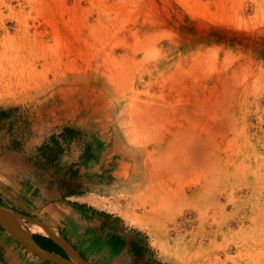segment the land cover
<instances>
[{
  "label": "rangeland",
  "instance_id": "374dc122",
  "mask_svg": "<svg viewBox=\"0 0 264 264\" xmlns=\"http://www.w3.org/2000/svg\"><path fill=\"white\" fill-rule=\"evenodd\" d=\"M148 11L151 22L143 23L142 13ZM149 25L156 28L158 43L137 59L160 68L149 87H137L139 99L160 101L163 95L172 106L188 107L184 111L193 112L189 116L197 128L207 123L211 128L201 133L199 155L180 145L184 138L166 151L171 161L181 158L183 169L165 172L164 181L184 193L164 199L152 212L153 197L140 195L136 187L149 168L157 169L148 151L160 141L149 132L151 121L158 120L131 106V99L114 93L101 78L109 39ZM211 44L218 46L216 63L223 68L195 82L188 57ZM114 45L117 52L125 51ZM134 92L125 90V95ZM175 111L166 109L172 118L168 127L164 124L165 135L172 122H187L184 112ZM198 156L204 162L194 163ZM158 191L152 194L160 197ZM68 194L91 203L94 211H109L125 231L123 245L107 250L104 221L93 229L85 223L73 226L46 218L34 204H42L44 195L64 200ZM0 204L64 231L89 264H175L168 255L178 236L208 241L209 231H233L226 238L218 233L216 243L236 263L257 260L264 253V0H0ZM254 206L263 217H252ZM109 207L128 211L141 225ZM82 231L98 235L91 240ZM245 239L262 244L237 249L235 241ZM31 259L43 258L0 225V264Z\"/></svg>",
  "mask_w": 264,
  "mask_h": 264
},
{
  "label": "bare ground",
  "instance_id": "6f19581e",
  "mask_svg": "<svg viewBox=\"0 0 264 264\" xmlns=\"http://www.w3.org/2000/svg\"><path fill=\"white\" fill-rule=\"evenodd\" d=\"M191 7V6H190ZM104 8V7H103ZM147 8V7H146ZM150 10V9H149ZM141 11V10H140ZM137 12V10H136ZM157 12H155L156 14ZM136 14V13H135ZM154 14V13H153ZM142 15H145L143 18H145L143 20L144 21H150V19H152V14L146 12V14L142 13ZM157 15V14H156ZM136 18V16H132L131 19ZM159 18V17H158ZM136 20V19H134ZM155 20V19H153ZM152 20V21H153ZM163 21V20H162ZM135 22H138L137 20ZM165 23V21H163ZM162 22V25H163ZM134 23V22H133ZM140 23V22H139ZM161 23V22H160ZM132 24V23H131ZM151 25V24H150ZM149 25V26H150ZM160 27V26H158ZM157 27V28H158ZM163 28V27H162ZM156 29V28H154ZM154 29H152V27H148L147 29H143L140 28L139 26H133L129 31H127L126 33H121V34H116L113 36V34L111 36H113L111 39H109L111 46L105 47L104 51L102 52V58L104 60V63L106 65V73L103 75H101L102 77V81L103 84L107 85L109 88L112 89V91L118 95H121L122 93V97L123 98H127V99H131L130 100V104L131 106H136V107H140V108H145L144 109V113L150 117H154L156 118L155 121L157 124H154L151 121L150 128H149V132L152 131L153 134H157V136L160 138L159 142H155L153 144V147H151V150H149V155L151 156V161L153 164H155V166L157 167L156 170L149 168L147 175H143V177L141 179H139V181H137L138 186L136 187L139 190V194L140 195H144V196H151L153 197V200H151V204H150V209L148 210L149 212L151 211H155L156 208H158V204L161 201H164V199L172 198V197H178L180 196V194L182 195L184 192H182L179 187H177L178 189L175 191L173 190L172 187H168V185L166 184L165 180V172H171L172 170L175 169V171L178 170H182V165L183 162H181V158L179 157L176 160L171 161L169 158H167V156H165L166 151L170 149V147L174 146L177 144L175 143L176 140H179L178 138H184L181 141L182 147L184 148H189L191 149L190 152L193 154V156L195 157V154L197 151L195 150L199 148V141L201 139V133L203 132H209L207 130L211 129L208 123L204 124V127L200 130L199 128H197L196 125H194V121L192 122V120L190 119L189 115L194 116L193 112L186 114L184 110H186L187 108H185L184 110H181V107H179L178 105L172 106L173 104H169V101H165L163 99V95L160 96L162 99L159 101L160 98L155 99V100H150L148 98H142L139 99V94H140V90L137 91V87L142 86V87H149L151 84V82L153 81V78L156 76V74H158L159 72V68L158 67V63H151L146 61V60H142V59H137V55L139 53H146L145 51H149L152 48H154L156 46V44L158 43V37H157V32L154 31ZM165 29V28H164ZM163 29V30H164ZM161 30V31H163ZM170 30V29H169ZM165 32V31H164ZM168 33V32H166ZM169 34V33H168ZM170 35V34H169ZM172 35V34H171ZM174 36V35H172ZM110 38V37H109ZM160 39V38H159ZM169 40V39H168ZM113 41V42H112ZM160 41V40H159ZM175 42V41H173ZM114 43H119L120 46L125 50L123 53H119L116 51L115 49V45ZM176 43V42H175ZM161 44V43H160ZM197 45V44H196ZM163 46V45H162ZM160 47V46H159ZM168 47V46H166ZM162 47H160L161 50ZM122 49V50H123ZM156 49V48H155ZM167 49V48H166ZM121 50V51H122ZM158 50V49H157ZM162 51V50H161ZM168 51V50H167ZM171 51V50H170ZM86 52V51H85ZM154 52V51H153ZM152 52V54H153ZM164 52V51H163ZM217 52H218V46H216L215 44H211V45H207V46H202V47H198L195 51H193V53H191L189 55V59L191 60L190 63V67L192 70V78L194 79L193 81L195 82H205L206 78H208V76H212L213 72L218 71V69L222 66L219 67V65L216 63V57H217ZM89 53V52H88ZM226 53V52H225ZM150 54V53H149ZM143 55V54H142ZM147 55V54H146ZM144 55V56H146ZM162 55V54H160ZM159 55V56H160ZM166 55V54H163ZM187 55V54H186ZM89 56V55H88ZM156 56V55H154ZM185 56V55H184ZM148 57V55H147ZM165 57V56H164ZM179 57V56H178ZM183 57V56H182ZM89 58V57H88ZM144 58V57H143ZM160 58V57H159ZM167 58V57H166ZM165 58V59H166ZM85 59V58H83ZM145 59V58H144ZM152 59V58H151ZM181 59V58H180ZM223 59V58H222ZM75 60V58H74ZM77 60V59H76ZM155 60H157L155 58ZM162 60V59H161ZM160 60V61H161ZM178 60V59H177ZM233 60V59H232ZM180 61V60H179ZM222 61V60H221ZM224 62H222V64L224 66L228 65L227 64V59L225 58V60H223ZM230 61V60H229ZM80 62V61H79ZM85 62V61H84ZM88 62V61H87ZM176 62V61H175ZM76 63V62H75ZM173 63V62H172ZM178 63V62H177ZM181 63V62H179ZM229 63V62H228ZM161 64V63H160ZM221 64V65H222ZM86 65V63H85ZM98 65V64H97ZM180 66V65H179ZM81 67V66H80ZM73 68V67H72ZM85 68V67H84ZM169 68V67H168ZM223 68V67H222ZM75 69V68H74ZM83 69V68H82ZM190 69V68H189ZM93 70V69H92ZM170 70V69H169ZM216 70V71H215ZM72 71V70H71ZM88 71V69H87ZM172 71V70H171ZM93 72V71H92ZM98 72V71H97ZM168 72V70H167ZM174 72V71H173ZM172 72V74H174ZM185 72V71H184ZM190 72V71H189ZM79 73V72H78ZM101 73V72H100ZM136 73H138L136 75ZM156 73V74H155ZM162 73V72H161ZM182 74V72H181ZM184 74V73H183ZM218 74V73H217ZM216 74V76H217ZM167 75V74H166ZM169 75L170 72H169ZM186 75V74H185ZM86 76V75H85ZM97 76V75H96ZM173 76V75H172ZM207 76V77H206ZM162 80H169L167 78V76L162 75ZM174 77V76H173ZM156 78V77H155ZM90 79V78H89ZM173 80L175 78H172ZM217 79V78H215ZM182 80V79H181ZM181 80H179L178 82H180ZM8 81V80H7ZM90 81V80H89ZM171 81V79H170ZM172 82V81H171ZM71 83V81H70ZM185 83V82H184ZM194 83V82H193ZM187 84V83H186ZM189 84V83H188ZM187 84V86H188ZM217 84V83H216ZM16 85V84H15ZM97 85V84H96ZM192 85V84H191ZM214 85V82H213ZM182 86V84H181ZM195 86V83H194ZM197 86V85H196ZM212 86V85H211ZM102 87V86H101ZM172 87V84H171ZM187 88V87H186ZM195 88V87H194ZM210 88V86H209ZM139 89V88H138ZM147 90H149V88H145ZM144 89V92H145ZM172 89V88H171ZM183 89V88H182ZM201 89V88H200ZM204 89V88H202ZM206 89V88H205ZM208 89V88H207ZM211 89V88H210ZM209 89V90H210ZM213 89V88H212ZM125 90L126 93L129 91H136L134 92L132 95L130 94V96H126L125 94ZM176 90V89H175ZM180 90V89H179ZM178 90V91H179ZM199 90V89H198ZM215 90V89H213ZM219 90V89H218ZM216 90V93H218L219 91ZM183 91V90H181ZM186 91V90H185ZM204 91V90H203ZM202 91V92H203ZM2 92V91H1ZM201 92V91H200ZM201 92V93H202ZM207 93V92H206ZM210 92H208L209 94ZM216 93H212L213 96L217 97L219 96ZM89 94V93H88ZM128 94V93H127ZM179 94V93H178ZM190 94V93H189ZM215 94V95H214ZM180 95V94H179ZM187 95V94H186ZM185 95V96H186ZM146 96V95H145ZM196 96V95H195ZM212 96V97H213ZM110 97V96H109ZM150 97V96H149ZM182 97V96H180ZM155 98V97H154ZM183 98V97H182ZM207 98V97H206ZM211 98V95H210ZM215 97H213L212 99H214ZM113 99V98H112ZM120 99V97H119ZM181 99V98H180ZM188 99V98H187ZM194 99V98H193ZM196 99V98H195ZM204 99V98H203ZM178 100V99H177ZM210 100V99H208ZM215 100V99H214ZM191 101V100H190ZM196 100H194L193 102H195ZM205 100H203L204 102ZM209 102V101H208ZM217 102V100H216ZM174 103V102H173ZM185 103V102H184ZM218 103V102H217ZM124 104V103H123ZM175 104V103H174ZM178 104V103H177ZM189 104V103H188ZM190 104H192L190 102ZM189 104V106H190ZM196 104V103H195ZM183 105V104H182ZM122 107V106H121ZM128 107V106H127ZM168 107H172L174 110H176L175 112L178 113H182L184 112V114H186L184 116L187 119L186 121H183L182 124L183 126L181 127L182 124H178V120L177 122L174 121V123L172 122V125L170 124L169 126L171 127V130L167 131V135L164 134V129H165V125L169 124V120L168 118H172L171 116L166 115V109H168ZM185 107V106H184ZM124 108V107H123ZM190 109V108H189ZM209 109V108H208ZM138 110V109H137ZM141 110V109H140ZM188 110V109H187ZM191 110V109H190ZM216 110V108H215ZM121 111V110H119ZM128 111V110H127ZM208 110H205V112ZM117 112V111H116ZM130 112V111H128ZM135 112V110H134ZM133 112V113H134ZM169 112V111H168ZM188 112V111H187ZM190 112V111H189ZM195 112V111H194ZM208 112H214L213 111H208ZM173 113L170 112V114ZM203 113V112H202ZM143 114V113H142ZM145 114H143L145 117ZM169 114V113H168ZM206 114V113H205ZM137 115V114H136ZM180 115V114H179ZM204 115V114H203ZM202 115V116H203ZM209 116H211V113H208ZM207 115V116H208ZM131 116V115H130ZM135 116V115H134ZM139 116V115H137ZM173 118L175 117V114L172 115ZM197 116V115H196ZM200 118V115H198ZM213 119L214 117L217 118L216 115H212ZM166 118V120H164ZM196 118V117H195ZM204 118V117H202ZM201 118V119H202ZM223 118V117H222ZM193 119V118H192ZM223 119H226V117H224ZM127 120V119H126ZM129 120V119H128ZM182 120V119H181ZM203 120V119H202ZM205 120V119H204ZM209 120V119H208ZM211 120V119H210ZM222 120V119H221ZM220 120V121H221ZM207 121V120H205ZM228 127L229 128H233L232 125V121L228 118L226 119ZM181 122V121H180ZM222 122V121H221ZM193 123V124H192ZM198 123V122H196ZM195 123V124H196ZM165 124V125H164ZM222 124V123H221ZM198 125V124H197ZM224 125V124H222ZM231 126V127H230ZM128 127V126H127ZM143 127V126H142ZM166 127H168L166 125ZM164 128V129H163ZM163 129V130H162ZM199 129V130H198ZM224 130V129H222ZM198 132H200V134H198ZM148 133V132H147ZM179 134V136L177 135ZM204 134V133H203ZM170 141V142H169ZM183 141V142H182ZM147 142V141H146ZM151 143V142H150ZM179 144V142H178ZM177 146V145H176ZM148 148V147H147ZM150 148V147H149ZM148 148V149H149ZM208 149V148H207ZM144 150V149H143ZM142 152V151H141ZM210 152V151H209ZM213 153V152H211ZM143 155V154H142ZM196 155H199V152H197ZM204 156V155H203ZM198 158V162L194 159V163L196 162V164L201 163L202 157ZM196 158V159H197ZM213 159H209L207 160L208 162L212 161ZM143 161V160H142ZM204 162V161H203ZM148 166L150 165V162H148ZM146 165V164H145ZM153 167V166H152ZM144 168V165H143ZM197 168V167H196ZM143 173V172H142ZM145 173V172H144ZM166 173V174H167ZM169 177V176H168ZM167 179V178H166ZM143 183H145L143 185ZM143 185V186H142ZM141 188H143L144 192H141ZM159 189V193H160V197L159 196H155L152 193H156V190ZM199 190V189H198ZM197 191V190H196ZM141 192V193H140ZM202 192V191H201ZM147 193V194H146ZM157 195V194H156ZM109 209H113L116 212L120 213L121 215H123L124 217L129 218L133 223L135 224H140L141 222H139L138 219H135L131 214L121 209L118 208H113V207H109ZM252 217L255 219L256 217L260 216L263 217V213H259L258 212V208H254L252 209ZM261 214V215H260ZM33 222H29L26 221L25 219H20L18 220L20 225L25 228L26 230H28L29 232H34V231H39L41 232H45L44 227L38 223L35 220L29 219ZM55 231V230H52ZM233 231H209L208 233V241L204 240V236L196 238V237H192L191 239H189L188 241H184L182 235L178 236L175 240L174 243L172 244L173 248H172V252L170 253V255H168L169 259L171 260L172 263L175 264H229V261L233 260L232 264H239L235 262V258L234 256L230 255L228 251L224 250V251H219L218 250V244L216 243V235L218 233L222 234L224 236V238L227 237V235H230ZM236 232V231H235ZM227 234V235H226ZM234 241V240H233ZM251 242H249V240L245 239L242 241H235V244L237 246V249H241L244 247H248L251 246L252 244H258L261 243L262 241L261 239H251ZM225 246V245H224ZM227 246V245H226ZM72 258L74 260H76L77 262L82 263L74 254L71 255ZM250 262V261H249ZM248 262V263H249ZM242 264V263H240ZM249 264H264V253L262 252V256H259V258L257 260L251 261Z\"/></svg>",
  "mask_w": 264,
  "mask_h": 264
},
{
  "label": "crops",
  "instance_id": "0c3cea01",
  "mask_svg": "<svg viewBox=\"0 0 264 264\" xmlns=\"http://www.w3.org/2000/svg\"><path fill=\"white\" fill-rule=\"evenodd\" d=\"M44 193L46 196H48L47 192L44 191ZM44 196H42V204L39 200L35 201L34 204L37 207L38 211H42L44 213L46 218L56 220L57 222L60 221V219H63L65 221H68V223L72 224L73 226H78L85 223L86 227H91L92 229L94 228L96 223L104 221L107 229V231L104 232V235L107 236V244L110 245V248H107V250L109 251L111 250V248L123 245L120 241L122 240V238H124L123 234L125 233V231H121L117 227L118 223L115 221L113 215H110L109 211L104 210L103 213L94 211L95 207L93 205H90L91 203H87V201L79 199L80 196H75V194L66 195V199L64 200L58 198L46 199ZM46 211L49 213H45ZM74 232L76 231H70V234L74 235ZM82 232H84L85 238L89 237L91 238V240H94L98 235V231ZM95 232L96 234H93ZM62 235L69 243H74L72 240L67 238V234L64 231L62 232ZM37 236V242H47L46 237L48 236L44 234H39ZM25 262L26 264H58L49 260L45 261L44 259L40 261H33V259H31L28 261L26 260Z\"/></svg>",
  "mask_w": 264,
  "mask_h": 264
},
{
  "label": "water",
  "instance_id": "95a60500",
  "mask_svg": "<svg viewBox=\"0 0 264 264\" xmlns=\"http://www.w3.org/2000/svg\"><path fill=\"white\" fill-rule=\"evenodd\" d=\"M20 219H32L40 223L45 229V232H41V234L51 238L65 253L62 254L48 249L38 243L34 237L36 233H31L23 228L18 221ZM0 225L19 240L26 248L43 259L58 264H89L59 231H56L51 225L35 216H28L24 213L6 208L0 204ZM72 254H74L82 263L74 260L71 256Z\"/></svg>",
  "mask_w": 264,
  "mask_h": 264
},
{
  "label": "trees",
  "instance_id": "16d2710c",
  "mask_svg": "<svg viewBox=\"0 0 264 264\" xmlns=\"http://www.w3.org/2000/svg\"><path fill=\"white\" fill-rule=\"evenodd\" d=\"M34 237L37 240L38 236L34 235ZM46 240H47V242H38V243H40L42 246H44V247H46L48 249L55 250V251H57L59 253L64 254L62 252V249L60 248V246L57 243H55L54 241H52V239H50L49 237H46Z\"/></svg>",
  "mask_w": 264,
  "mask_h": 264
}]
</instances>
